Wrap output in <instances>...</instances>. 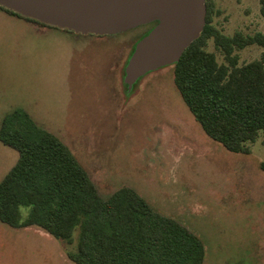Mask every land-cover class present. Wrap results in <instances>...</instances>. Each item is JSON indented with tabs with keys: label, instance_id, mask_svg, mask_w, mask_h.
I'll use <instances>...</instances> for the list:
<instances>
[{
	"label": "rangeland",
	"instance_id": "obj_1",
	"mask_svg": "<svg viewBox=\"0 0 264 264\" xmlns=\"http://www.w3.org/2000/svg\"><path fill=\"white\" fill-rule=\"evenodd\" d=\"M212 1L223 34H264L261 0ZM153 25L81 36L0 14V127L8 114L27 111L71 149L104 198L132 188L196 233L206 264H264V132L248 154L210 138L177 92L172 65L128 94L123 66ZM207 50L225 62L213 40ZM263 53L258 45L239 51L240 64ZM18 159L0 141V182ZM28 213L23 207L24 220ZM79 234L68 242L0 222V264H74Z\"/></svg>",
	"mask_w": 264,
	"mask_h": 264
},
{
	"label": "trees",
	"instance_id": "obj_2",
	"mask_svg": "<svg viewBox=\"0 0 264 264\" xmlns=\"http://www.w3.org/2000/svg\"><path fill=\"white\" fill-rule=\"evenodd\" d=\"M260 3L264 17V0ZM214 8L208 0L203 33L172 65L174 85L210 138L230 152L248 154L249 143L264 132V53L261 59L241 65L238 52L253 45L264 48V34H223L214 25ZM0 14L61 30L1 6ZM157 23L139 37L123 66L127 92L128 61L136 44ZM210 40L224 55V63L207 50ZM0 141L19 153L0 182L1 223L16 229L39 227L68 242L79 229L77 251L69 254L74 264H206L207 248L196 233L158 212L132 188L104 198L71 149L27 111L18 109L4 118ZM23 207L29 209L25 220Z\"/></svg>",
	"mask_w": 264,
	"mask_h": 264
},
{
	"label": "water",
	"instance_id": "obj_3",
	"mask_svg": "<svg viewBox=\"0 0 264 264\" xmlns=\"http://www.w3.org/2000/svg\"><path fill=\"white\" fill-rule=\"evenodd\" d=\"M208 0H0V6L45 25L88 36H115L158 22L125 68L128 94L151 72L180 61L200 38Z\"/></svg>",
	"mask_w": 264,
	"mask_h": 264
},
{
	"label": "crops",
	"instance_id": "obj_4",
	"mask_svg": "<svg viewBox=\"0 0 264 264\" xmlns=\"http://www.w3.org/2000/svg\"><path fill=\"white\" fill-rule=\"evenodd\" d=\"M13 17H14V16H13ZM10 171H11V170H10ZM8 173H9V172H8ZM8 173H7V174H8ZM7 174H6V175H7ZM6 175H5V176H6ZM4 178H5V177H4Z\"/></svg>",
	"mask_w": 264,
	"mask_h": 264
}]
</instances>
